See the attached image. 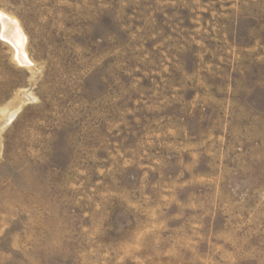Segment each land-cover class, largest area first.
Segmentation results:
<instances>
[{"label":"rangeland","instance_id":"obj_1","mask_svg":"<svg viewBox=\"0 0 264 264\" xmlns=\"http://www.w3.org/2000/svg\"><path fill=\"white\" fill-rule=\"evenodd\" d=\"M0 264H264V0H0Z\"/></svg>","mask_w":264,"mask_h":264},{"label":"bare ground","instance_id":"obj_2","mask_svg":"<svg viewBox=\"0 0 264 264\" xmlns=\"http://www.w3.org/2000/svg\"><path fill=\"white\" fill-rule=\"evenodd\" d=\"M12 29H13V31H11V32H12V35L14 37V41L18 42L16 44H19L20 43L19 38L21 37V33L16 27H13Z\"/></svg>","mask_w":264,"mask_h":264}]
</instances>
